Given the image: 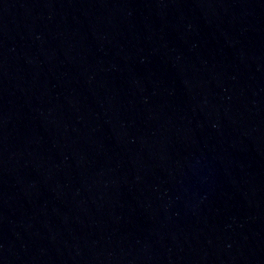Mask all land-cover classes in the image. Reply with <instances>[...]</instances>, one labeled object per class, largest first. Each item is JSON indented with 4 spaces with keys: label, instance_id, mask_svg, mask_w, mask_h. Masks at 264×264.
Returning a JSON list of instances; mask_svg holds the SVG:
<instances>
[{
    "label": "water",
    "instance_id": "95a60500",
    "mask_svg": "<svg viewBox=\"0 0 264 264\" xmlns=\"http://www.w3.org/2000/svg\"><path fill=\"white\" fill-rule=\"evenodd\" d=\"M0 264H264V0H0Z\"/></svg>",
    "mask_w": 264,
    "mask_h": 264
}]
</instances>
